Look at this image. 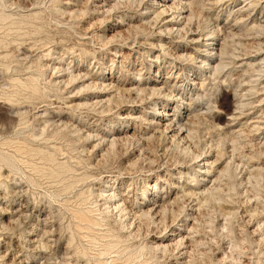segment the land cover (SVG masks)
<instances>
[{
  "label": "rangeland",
  "instance_id": "374dc122",
  "mask_svg": "<svg viewBox=\"0 0 264 264\" xmlns=\"http://www.w3.org/2000/svg\"><path fill=\"white\" fill-rule=\"evenodd\" d=\"M150 1L0 0V264H264V0Z\"/></svg>",
  "mask_w": 264,
  "mask_h": 264
},
{
  "label": "bare ground",
  "instance_id": "6f19581e",
  "mask_svg": "<svg viewBox=\"0 0 264 264\" xmlns=\"http://www.w3.org/2000/svg\"><path fill=\"white\" fill-rule=\"evenodd\" d=\"M168 1L169 0H152V1H150V7H153V8H155V10H157L156 11V13H155V20L157 21V19H159V17L162 15V14H164V13H167V12H169V11H182L183 9H180L177 5H176V2H175V0H171V2L169 3V4H167L168 3ZM177 1V0H176ZM179 1V0H178ZM164 2V3H163ZM180 2V1H179ZM179 5V4H178ZM184 6V5H183ZM183 6H181L182 8H184L185 9V7H186V4H185V7H183ZM190 8V11H189V15L187 16V18H186V22H185V24L187 23V22H189L190 20H192L191 18H192V16H193V11L194 10H192L191 9V4H189L188 5V9ZM154 10V11H155ZM196 14V13H195ZM171 15H173V18H171V19H168V20H166V25L164 26V28H163V31L165 30V31H167V33H172V32H174V31H177V32H180L182 29L181 28H179L177 25H176V27H174L173 28V24H175L174 22H175V20H174V13H171ZM180 15V13H178V15L176 16V18L178 17ZM238 15V14H237ZM236 15V16H237ZM235 16V17H236ZM239 16H241V14L239 15ZM244 17V16H243ZM240 18V17H239ZM242 18V17H241ZM239 20V19H238ZM237 19L235 20V21H238ZM168 23V24H167ZM173 23V24H172ZM176 23H177V21H176ZM170 24V25H169ZM190 24V23H189ZM184 26V25H183ZM261 26V25H260ZM262 27H264V25L262 26ZM187 28V27H186ZM233 28V27H232ZM259 28V27H258ZM261 28V27H260ZM215 29V28H214ZM257 29V28H256ZM188 30H190V29H188ZM195 30V29H194ZM217 33H218V31L217 30H215ZM215 31H212L211 32V35H213L214 36V34H215ZM182 32V31H181ZM188 33V32H187ZM189 33H193L192 31L191 32H189ZM195 33H196V31H195ZM178 34V33H177ZM180 34V33H179ZM197 35H198V33H197ZM217 35V34H216ZM200 37V36H199ZM199 37H194V36H188V38H190L189 39V42H191V43H197V45L198 46H200L201 45V41H200V39H199ZM216 37V36H215ZM113 38V37H112ZM110 39V38H109ZM200 41V42H199ZM204 42V41H203ZM202 42V43H203ZM199 43H200V45H199ZM209 44V43H208ZM208 44L207 43H204L203 45L204 46H207L208 47ZM212 44V43H211ZM195 45V44H194ZM197 45H195V46H197ZM220 45H223V42H222V44H220ZM220 45H219V47H218V50L216 51L217 52V54L218 55H220L221 54V52H222V50L224 49L225 50V48H222V47H220ZM163 46V45H162ZM165 47V46H164ZM161 49H163V47L161 48ZM165 50V49H164ZM197 50H198V48H197ZM212 50H213V48H206L205 49V54H204V56L205 57H207L206 58V60H203L202 62L204 63V64H207V65H210V63L209 62H207L208 61V58H210L211 56H213V53H212ZM168 51V50H167ZM226 51V50H225ZM115 53H118V50H115L114 51ZM164 52V51H163ZM225 53V52H224ZM222 54H223V52H222ZM221 54V55H222ZM175 57H177V55L175 56ZM178 57H179V55H178ZM215 57V56H214ZM175 60V59H174ZM121 64H122V61H121ZM200 67H201V65H200ZM203 67H204V65H203ZM208 67V66H207ZM206 67V68H207ZM212 67V66H211ZM211 67H210V69H211ZM77 69V68H76ZM85 74H84V77H86L87 78V80H88V83H87V87H88V85H92V87H100V86H97L96 84H95V82L97 81V79H96V81L94 82V79L95 78H100L101 77V86H102V88H104V83L103 82H105V81H109L110 83L108 84V85H110L112 88H114L115 90H117V91H121V90H123L124 91V89H123V87H121V86H118V85H115V84H113V82H112V79H111V74H109V75H104V73L103 72H101L100 73V75L98 74V75H91V74H89L87 71H85L84 72ZM111 73V72H110ZM71 76V75H70ZM100 76V77H99ZM73 78V77H72ZM98 82V81H97ZM194 82V81H193ZM60 83V82H59ZM165 83V82H164ZM146 84H148V86H150V87H148L149 89H150V91L152 92V93H156V94H158L159 95V93L161 94V92H162V89H163V86H157V83H156V80L155 79H150L149 81H147L146 82ZM199 84H201V82L199 83ZM197 85V84H196ZM91 87V88H92ZM165 87V86H164ZM145 88L146 87H144L143 88V86L142 87H140V86H137V90H142V89H144L145 90ZM200 88V87H199ZM127 89H129V88H127ZM114 90V91H115ZM116 91V92H117ZM146 91V90H145ZM170 93V92H169ZM122 94V93H121ZM134 97V96H133ZM136 99V98H135ZM115 100V99H114ZM140 100V99H139ZM156 103V102H155ZM105 109V108H104ZM157 113H158V111L156 110V108L155 107H151L150 109H149V111H148V115L150 114L152 117H151V119H148L147 120V118H145V120H147V122L150 124V125H153L154 127H163L162 129H163V132L164 131H166L167 129H168V127L171 125V123L169 122V121H171V118H162V116L163 115H170L169 113H165V114H163L162 116H161V118L157 115ZM145 115H147V114H145ZM175 115V114H174ZM173 115V116H174ZM172 116V117H173ZM123 118H129V117H131L130 115H124V116H122ZM136 117V116H135ZM166 117V116H165ZM137 118V117H136ZM138 118L139 119H143L144 120V118H142V116L140 115V116H138ZM188 119V118H187ZM144 120V121H145ZM166 120H169V121H166ZM162 121H164L163 123H161ZM174 121H176V120H174ZM185 121V120H184ZM142 122V121H141ZM180 123V122H179ZM179 123H177V127H176V129H174V131H176L175 132V134L173 133L172 134V136L174 137V138H176V139H179L181 136V134L179 133L181 130H182V128H181V126H183V125H178ZM161 125V126H160ZM185 126V125H184ZM186 128V127H185ZM171 129V128H170ZM117 130V129H116ZM156 130L158 131V129L156 128ZM120 131V130H119ZM160 131V130H159ZM183 133V132H182ZM180 134V135H179ZM130 136V135H129ZM125 137H126V135H125ZM126 138H128V137H126ZM183 138V137H182ZM105 139V138H104ZM113 139V138H112ZM181 139V138H180ZM128 140V139H127ZM173 140V139H172ZM114 141V140H113ZM116 141V140H115ZM109 142H112L111 140L109 141ZM111 144V143H110ZM111 145H113V144H111ZM196 157H198V155L196 156ZM196 159V158H195ZM194 159V160H195ZM211 164V163H210ZM200 165H202V166H199L198 165V169H197V172H199V173H201V174H206L207 172L209 173V168L206 166V165H209L206 161L205 162H203L202 164H200ZM197 166V165H196ZM109 181V180H108ZM165 181V180H164ZM107 182V181H106ZM106 184V183H105ZM109 187H111V186H109ZM151 187H156V184H153ZM145 188V187H144ZM112 189V188H111ZM147 189V188H146ZM145 189V190H146ZM113 190H115V189H113ZM142 190V192H141V196L142 197H145V190L144 189H141ZM107 194V193H106ZM103 195V194H102ZM103 196H105V194L103 195ZM106 197V196H105ZM175 197V199H176V196H174ZM104 198V197H103ZM117 198V195L115 194V191H112L111 190V192H109L108 194H107V199L106 200H104V202L106 201V203L109 205L108 207L110 208V206L111 207H113L112 209H113V211L115 210L116 211V213H117V216L118 217H120V218H123L122 220L123 221H121L122 223V225H124V227L125 228H129L130 226H131V222H129V219H128V215H127V212L125 211V206H124V204L123 203H121V199H120V201H119V199H116ZM157 198V197H156ZM161 199H162V197H161ZM155 201V200H154ZM163 201V200H162ZM166 201H167V199H166ZM165 201V202H166ZM173 201V200H172ZM175 201V200H174ZM173 201V202H174ZM168 202V201H167ZM152 203V202H151ZM160 203V202H159ZM155 204V203H154ZM153 204V205H154ZM163 204V203H162ZM166 204V203H165ZM165 204H164V209H165ZM170 204V203H169ZM156 205V204H155ZM161 205V204H160ZM103 206V205H102ZM107 206V205H106ZM170 206H172V205H170ZM141 207V206H140ZM139 207V209L140 210H137V212L135 213L136 214V217L138 216V217H144V216H149V217H151L152 218V215L151 214H155L156 212L158 213H160L161 211H159V210H163V207H162V205L161 206H159V209H158V211H157V209L156 208H153V206L151 207V205L150 206H147V208L146 209H142V208H140ZM107 208V207H106ZM127 209V208H126ZM171 209V208H170ZM102 210V209H101ZM110 210V209H109ZM109 210H107L108 212H109ZM166 210V209H165ZM132 211H133V209H132ZM135 211V210H134ZM164 211V210H163ZM169 211V210H168ZM9 212H10V210H9ZM24 212V211H23ZM102 212H103V210H102ZM111 212V211H110ZM10 213H13L12 211L10 212ZM14 213L18 216V218L23 214L22 213V211L21 210H19V209H16V210H14ZM129 213V212H128ZM165 213V212H164ZM81 214V213H80ZM108 214V213H107ZM113 214V213H112ZM134 214V215H135ZM161 214V213H160ZM190 215V214H189ZM114 216V215H113ZM153 216H155V215H153ZM118 217H116V218H118ZM16 219H18L17 217H15ZM81 218V217H80ZM110 218V217H109ZM145 218V217H144ZM147 218V217H146ZM150 218V219H151ZM86 219V218H85ZM139 219V218H138ZM82 220V219H81ZM87 220V219H86ZM94 220V219H93ZM131 220H132V218H131ZM145 220H147V219H145ZM163 220V219H162ZM185 220V219H184ZM42 221V220H41ZM118 221H120L119 219H118ZM160 221V220H159ZM43 222V221H42ZM119 223V222H118ZM120 224V223H119ZM120 224V225H121ZM120 225H119V227H120ZM137 226V225H136ZM123 226H121V228H122ZM132 227V226H131ZM133 228V227H132ZM190 228H192V227H190ZM124 229V228H123ZM122 230V229H121ZM125 231H126V229H125ZM128 231V230H127ZM134 231H135V229H134ZM130 231H128V233H129ZM131 232L132 233H134L132 230H131ZM131 232L129 233V234H131ZM136 233V232H135ZM137 234V233H136ZM162 234V233H161ZM33 235V234H32ZM132 235V234H131ZM134 235V234H133ZM130 236V235H129ZM170 236H171V234H170ZM184 236V235H183ZM30 239V240H29ZM28 240L30 241V243L31 244H33V243H36L37 242V240L35 239V238H29ZM159 239H161L160 241H159V243L158 244H156L155 246H153V247H155V248H158L159 249V247H161V248H163V249H165V251H167V249L166 248H168V246H170V244H172V243H167L166 241H168L167 239H173V238H169V236H161ZM182 237L180 238V239H177L178 240V242L179 241H182ZM176 240V239H175ZM177 240L173 243V244H176V242H177ZM150 243V242H149ZM148 243V244H149ZM157 243V242H156ZM152 244V243H151ZM153 244H154V241H153ZM172 244V245H173ZM189 244V243H188ZM34 245V244H33ZM180 245V244H179ZM147 246V245H146ZM145 246V247H146ZM152 246V245H151ZM148 247V246H147ZM146 247V248H147ZM150 248V247H149ZM155 248H153L154 250L153 251H157V250H155ZM160 248V249H161ZM150 249H152V247L150 248ZM189 251V250H188ZM17 255V254H16ZM15 255V256H16ZM21 255V254H20ZM182 256V255H181ZM18 260H20V259H18ZM21 261V260H20ZM18 264H20V262L18 263ZM31 264H34V261L33 262H31Z\"/></svg>",
  "mask_w": 264,
  "mask_h": 264
}]
</instances>
